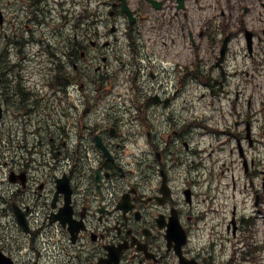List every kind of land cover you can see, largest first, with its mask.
<instances>
[{"label": "flooded vegetation", "instance_id": "flooded-vegetation-1", "mask_svg": "<svg viewBox=\"0 0 264 264\" xmlns=\"http://www.w3.org/2000/svg\"><path fill=\"white\" fill-rule=\"evenodd\" d=\"M154 1L158 7L147 0L129 1L132 21L117 0L108 16L97 17L93 25L76 10L72 17L57 15L74 33L71 37L63 32L59 45L50 42L49 50L57 49L61 66L68 74L73 70L76 80L89 70L95 78L79 80L83 111L50 136L57 153H63V165L53 166L65 168L63 181L35 175L33 186L22 190L26 200L35 202L33 231L0 226V247L16 264L35 261L28 254L31 249L37 254L39 240L45 264H258L256 246L237 237L241 219L233 239L238 249L229 248L225 255L218 217L208 208L207 196L200 198L191 187L189 169L178 167L179 139L172 142L179 136L187 147L182 134L173 131L156 139V133L154 139L146 126L148 100L169 109L179 87L223 84L210 70L220 64L229 69L234 52L239 62L249 56L252 68H261L257 56L264 54V0H183L182 5L179 0ZM50 4L26 0L34 8L32 20L41 24L54 19ZM225 42L229 46L222 60ZM149 69L158 72L155 83H139L150 80L145 75ZM133 72L145 76L138 82ZM167 76L174 94L167 91ZM67 78L73 92L74 81ZM90 82L94 89H87ZM223 86L221 93L228 94ZM136 90L141 95H134ZM152 91L160 98L149 97ZM239 94L237 90V98ZM37 145L42 147L44 140ZM142 147L144 156L138 157L135 151ZM151 155L153 162L148 160ZM164 177L170 184L168 197L160 192Z\"/></svg>", "mask_w": 264, "mask_h": 264}, {"label": "rangeland", "instance_id": "rangeland-1", "mask_svg": "<svg viewBox=\"0 0 264 264\" xmlns=\"http://www.w3.org/2000/svg\"><path fill=\"white\" fill-rule=\"evenodd\" d=\"M84 2L88 0H83ZM100 1H104V0H100ZM8 3L9 0H3V2L1 3ZM98 0H91V4L90 6L92 8H94L97 5ZM55 5V8L53 10L54 12V19L52 22H50L49 24H41V22H38L37 20H32L31 17V13H32V9L29 6H23L19 3L17 0H11V3L9 6H5V10L7 12L6 16L7 18L10 16V24L12 26H15V23L18 22V26L23 27L24 31H28L25 37V41L28 40L30 41L31 39H36L35 41H30V43H33L34 45H26L24 44V52L23 54H19L16 53V49H12L10 50V52L7 54V57H9V59L11 60H15L17 63H21L23 65V70H20L19 72L23 75L22 77V84L19 83V80H14V76L13 74L16 72H9L8 74H6L7 79L11 81L10 86H12L13 88L11 89L12 92H15V90L17 89L18 85H22L25 88H29L32 90V97H36L40 99L41 104L43 103V106L45 107L44 111L48 114L51 115H57V113H61L63 114L64 112L68 113L69 117L73 115V113H75L78 108H72L69 109L68 106L73 104V101H76L74 103L75 106H77V103L80 102L81 100V94L76 93V94H71V96L69 98H65V100L60 103L57 100L61 99L59 98H55L53 97V95L55 94L54 90L51 89V87H45L44 85L47 84V81L50 79V72L52 70H48V67L43 61L45 60L46 56L45 55H39L40 54V50H39V45H37L38 43H42L43 38H45L47 40V37H49V39H54L55 38V34L56 32H62V37H63V32H66V35L68 34L69 36H73L74 31L70 30L71 27L68 26V30L65 29V27H61L62 24V20L61 18H59L57 16V13H60L61 11V6L58 3V0H56V3H53ZM69 5L68 2H65V5ZM82 2L80 3V5L78 6V9H80L82 7ZM77 9V8H76ZM102 10V7H101ZM9 12V15H8ZM17 16L18 20H16L17 18H15ZM12 19V20H11ZM88 21V20H87ZM9 23L6 24L5 29H3L0 26V53H4V47L6 42L8 41L7 39H9V37H2L4 34L6 33H10V25ZM10 25V26H9ZM31 34V35H30ZM58 37V36H57ZM46 40H43L46 42ZM54 46V45H53ZM56 47V46H55ZM37 50V52H36ZM18 60V61H17ZM17 79V78H16ZM89 80H92L89 78ZM6 82V81H5ZM8 82H6V84H8ZM16 83L18 85H16ZM5 85V83H4ZM16 85V86H15ZM32 85H36L37 88H33ZM107 87H110V85L108 84ZM244 88V86H243ZM258 90V88H257ZM200 90L195 89L194 95L198 98L195 99L193 104H191L192 106L188 107V106H182L181 109L180 106L181 104L178 102L177 104H175L174 107L178 108V112L177 115L181 116V114H186L189 113L190 111L193 110V112L196 115H203V124L207 127V125H211L214 124L212 123V121L210 120V115L213 116V120H215L218 123H223L225 122V124H229L232 127V123L233 120L235 118H237L235 115H230L229 114V107H226L225 110H221L219 108V102L215 101V104L211 105L208 101V99L206 98H200ZM264 82L262 83V87L260 88L259 92H258V98H255V103L253 106V110H252V116L251 121L253 122V131L254 134L252 133V137H253V142H255V145L250 147L248 145V140H244V134L242 135L243 138V143H244V148L248 154V156L256 157V164L257 167L260 169H264ZM263 95V96H262ZM184 96V95H182ZM80 97V100L78 99ZM195 97V98H196ZM6 99V95H1L0 99ZM14 101H16L18 99L17 95H13L12 98ZM180 101V100H179ZM80 104V103H79ZM8 109L7 111L10 114L6 115V118L4 119V121H0V127H3L4 129L2 130L0 128V162L3 161H8V164H12L13 160L16 158L15 155H19L17 152L19 150L18 147V143L19 140L21 139V137H23L24 134H26L27 131V126H25V124L22 122V124L20 125V129L17 130V124L18 122H16V120H14L12 112H14V114L20 113V109L19 107H15V105H13L12 103L6 104ZM31 107V106H30ZM43 110L41 109L40 112H42ZM239 112H243L242 107H239ZM60 115V114H59ZM234 116V118L228 117L227 119H224L223 121H218L216 118H225V116ZM163 118H165V116H159L158 119L162 120ZM61 118L58 117L57 120L59 121ZM12 127V128H10ZM244 128V126H242ZM234 131H236V129H234ZM254 135V136H253ZM221 141H223L224 143L221 144L220 142H216L215 148L219 149L215 156L218 158H221L220 161V165L225 161V159L227 161H234V163H229L228 166L230 168L227 169V172H234L235 175L239 178L237 183L239 186H241L243 188L245 180L248 184H250V181L247 180L244 175H243V170L241 167V161H238V150H236V140H228L227 139V135H221L220 136ZM231 149H235V153H231ZM257 174V172H256ZM2 174L0 173V176ZM4 175H7V173H5ZM230 173L228 174V176L223 179V183L221 184V191H223V193H221V196H226V199L228 200V197L232 194V186L234 184V180L233 178L230 180L229 178ZM263 174H261V177H256V175L254 174L252 178H254L252 181H254L255 184H257L260 188H262V182H263ZM248 191H242L240 194H238V198H240L241 201V211L244 215H248L250 216L252 214V212L254 211V206H253V202L251 197H249L245 202L244 197L246 196V193L251 192L252 190L250 188H248ZM238 193V190H237ZM220 202H223L220 200ZM230 205L226 204V209H229ZM257 216L259 217V221H258V229H259V233H258V238L263 239L264 238V220H262L264 218V206H259L258 210H257Z\"/></svg>", "mask_w": 264, "mask_h": 264}]
</instances>
